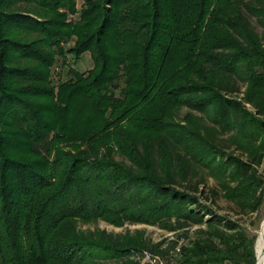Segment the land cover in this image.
Wrapping results in <instances>:
<instances>
[{
	"label": "trees",
	"instance_id": "trees-1",
	"mask_svg": "<svg viewBox=\"0 0 264 264\" xmlns=\"http://www.w3.org/2000/svg\"><path fill=\"white\" fill-rule=\"evenodd\" d=\"M85 1L68 21L73 0H0V264H256L217 209L264 202V0ZM96 220L177 238L79 228Z\"/></svg>",
	"mask_w": 264,
	"mask_h": 264
},
{
	"label": "rangeland",
	"instance_id": "rangeland-1",
	"mask_svg": "<svg viewBox=\"0 0 264 264\" xmlns=\"http://www.w3.org/2000/svg\"><path fill=\"white\" fill-rule=\"evenodd\" d=\"M85 2H86L85 0H73L74 13L68 14V19H67L68 21L71 20L77 21L79 19V13L81 12L82 8L85 6ZM257 29L260 30V28ZM75 39L76 37L72 36L68 41L61 42V46L64 47L65 50H67L68 48L74 45ZM92 67H93L92 59L88 52L82 54L78 59L74 58V56L67 53L65 57V63L63 65H62V58L61 57L57 58V63L53 68L54 71L52 77L54 80H58V79L65 80L68 77L67 71L70 68L76 69L81 73H85L86 71L90 70ZM208 184L212 185L213 181L209 180ZM218 207L219 208L217 209V212H219L220 214H226L234 219H238L242 228L249 235H255L257 237L256 231L261 226L262 221L264 219V202L257 212L243 216L240 215L237 216L232 206L222 199L218 200ZM79 228L81 230H86V231L105 230L108 233H112V234L120 233L122 235H129V236H134L137 232H141L142 236L145 239L149 240V242L152 244H158L162 242L160 248L167 247L169 242L177 238L176 234L168 230L162 229L156 224H144V223L130 224L126 222L121 226H116L105 220H96L87 223H81L79 224ZM192 238L193 235H191V239ZM187 242L188 241L181 240L179 241L178 245L180 247L185 245ZM141 250L144 249L131 250L128 256L124 257L122 260L123 261L128 260L133 264H139L137 255ZM122 260H119V262ZM110 263L112 264L114 262L111 261Z\"/></svg>",
	"mask_w": 264,
	"mask_h": 264
},
{
	"label": "bare ground",
	"instance_id": "bare-ground-1",
	"mask_svg": "<svg viewBox=\"0 0 264 264\" xmlns=\"http://www.w3.org/2000/svg\"><path fill=\"white\" fill-rule=\"evenodd\" d=\"M255 242L256 264H264V219L261 226L256 231Z\"/></svg>",
	"mask_w": 264,
	"mask_h": 264
},
{
	"label": "built area",
	"instance_id": "built-area-1",
	"mask_svg": "<svg viewBox=\"0 0 264 264\" xmlns=\"http://www.w3.org/2000/svg\"><path fill=\"white\" fill-rule=\"evenodd\" d=\"M139 264H165L163 258L149 250H141L137 255Z\"/></svg>",
	"mask_w": 264,
	"mask_h": 264
}]
</instances>
